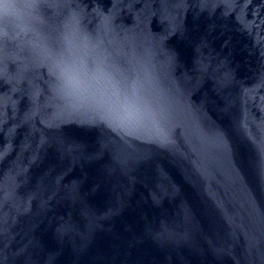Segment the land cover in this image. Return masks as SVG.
<instances>
[{
    "label": "water",
    "instance_id": "water-1",
    "mask_svg": "<svg viewBox=\"0 0 264 264\" xmlns=\"http://www.w3.org/2000/svg\"><path fill=\"white\" fill-rule=\"evenodd\" d=\"M27 2L0 20V264H264V0ZM72 63L100 91L65 94ZM114 91L149 118L108 120Z\"/></svg>",
    "mask_w": 264,
    "mask_h": 264
},
{
    "label": "clouds",
    "instance_id": "clouds-1",
    "mask_svg": "<svg viewBox=\"0 0 264 264\" xmlns=\"http://www.w3.org/2000/svg\"><path fill=\"white\" fill-rule=\"evenodd\" d=\"M32 7L27 0H0V20H9L19 17L25 8ZM101 77H88L74 63L64 64L59 69L58 80L60 89L65 94H83L92 89H96ZM114 97V99L112 98ZM112 97L104 99L101 95V106L105 109L106 118L121 127H131L138 125L148 119V114L142 110L137 101L130 97H120L118 91H114ZM167 132L163 129L158 131V145L164 146L170 143Z\"/></svg>",
    "mask_w": 264,
    "mask_h": 264
}]
</instances>
